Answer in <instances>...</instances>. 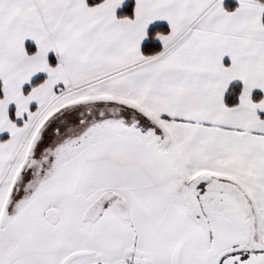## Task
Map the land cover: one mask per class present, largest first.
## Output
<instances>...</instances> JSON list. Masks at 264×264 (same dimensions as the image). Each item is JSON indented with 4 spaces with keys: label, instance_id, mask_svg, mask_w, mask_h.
I'll list each match as a JSON object with an SVG mask.
<instances>
[{
    "label": "snow or ice",
    "instance_id": "6c2138e0",
    "mask_svg": "<svg viewBox=\"0 0 264 264\" xmlns=\"http://www.w3.org/2000/svg\"><path fill=\"white\" fill-rule=\"evenodd\" d=\"M0 264H264V0H0Z\"/></svg>",
    "mask_w": 264,
    "mask_h": 264
}]
</instances>
